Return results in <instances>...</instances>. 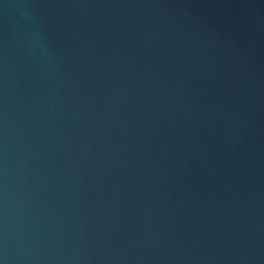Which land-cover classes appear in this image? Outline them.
<instances>
[{
  "label": "water",
  "instance_id": "95a60500",
  "mask_svg": "<svg viewBox=\"0 0 264 264\" xmlns=\"http://www.w3.org/2000/svg\"><path fill=\"white\" fill-rule=\"evenodd\" d=\"M0 264H264V0H0Z\"/></svg>",
  "mask_w": 264,
  "mask_h": 264
}]
</instances>
